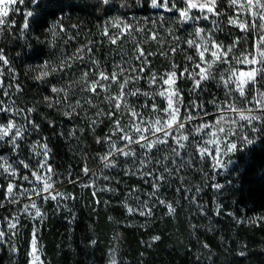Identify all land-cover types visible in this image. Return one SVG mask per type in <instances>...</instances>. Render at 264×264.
<instances>
[{"label":"rangeland","instance_id":"1","mask_svg":"<svg viewBox=\"0 0 264 264\" xmlns=\"http://www.w3.org/2000/svg\"><path fill=\"white\" fill-rule=\"evenodd\" d=\"M30 1L31 0H23V2H21V0H15L13 4L9 5L8 16L13 11L14 13L22 14L24 17L23 24L27 22L30 26L31 19L34 15L33 8L39 0H32L33 5H29ZM148 2L149 8L147 11L133 14L129 18H124L121 13L115 11L107 20L103 21L101 27L98 25L95 26L94 29L90 28L88 30L87 28L79 27L77 24L73 23V20L52 23L46 31L47 39L45 41H39L40 44H45L47 48L46 55L29 67L30 71H28L26 79L38 81L35 79V76L42 70L41 66L43 64L47 63L49 65L58 66L62 59L69 57V62L72 65L70 69L65 67L64 70H59L54 74H50L39 82L46 80L49 85L48 94H46V96L53 99L55 98V94L50 92L51 87H65L66 90H70L69 88L72 90L74 88L69 99L73 102L81 100V104H83V108H77L76 112H86L87 116L91 119L100 121L102 116H104L103 113L108 112L107 108H109V104L105 101L107 93L101 89H97L100 95L95 96L87 91H80V88L83 86L82 83H73V81L80 79L81 69L87 70L86 64L89 56H92L93 59L99 62L101 69H106L107 72L111 73L114 70L112 67L113 62H118L122 54H126V58H132V64L137 63L134 59L135 47L145 52L148 63L152 67V71L157 73L158 76L169 72L173 65L176 66L178 75L180 71L187 68L190 71L195 69V71L191 72V75L195 76L196 72L199 71L195 66L200 63V60L197 56V49L189 47L186 41L199 40L198 37H195L194 32L196 28L203 27L205 31L211 30V33L214 34L215 42L221 46L222 50L228 47L232 48V51L227 54V59L233 70L245 73L249 70L250 66L245 63H238L237 58L242 59L248 53L253 52V42L255 40L258 43V37L254 36L251 31L246 33L237 26L244 22L245 15L230 9L227 5V0H217V5L220 3L218 12H222L218 17V28L213 27L211 18L208 20L199 19L188 24H181L179 14L173 10L174 8L184 10L185 5L179 3V0H168L167 7H163L165 0H157L161 7H153L152 0H148ZM193 2L200 3L204 2V0H193ZM239 2H242V0H238V3ZM28 12H32L31 17L27 16ZM189 14L194 17L200 15L199 10L196 8L191 9ZM238 15L240 17L239 19H237ZM7 17L3 18L5 23L0 25V34L5 27ZM230 18L236 20V24L230 23ZM113 24H116V27H112ZM257 27H259V21H257ZM28 30L29 27L24 29L22 25V29L19 32L23 38L28 33ZM129 31H131V35L128 34ZM80 32L84 35H80ZM102 33H106V35H102ZM246 35L247 41L245 40ZM108 36L115 38L117 43L115 45L111 44L107 39ZM153 36H158L159 43L152 38ZM94 39L96 42H94ZM85 41H87V44ZM234 41H238L235 46H233ZM108 43L110 45H107ZM89 47L91 48L90 53L88 52ZM78 48L84 49L83 62L77 60L75 56H73V53H76ZM200 50H202V48ZM149 52L152 54L148 55ZM161 52L164 54H160ZM76 55H80V53H76ZM189 57L192 59L190 60ZM207 58L208 53H205V59ZM248 58L251 59L250 56ZM227 67L228 65L213 64L211 71L213 75L216 76V79L202 81L195 91H193L194 81L189 78L188 72L184 73L183 79H177L175 87L178 89L179 96L182 99L178 119L185 121V126L181 130V133H176V136L177 139H181L182 134V136H187L188 140L181 139V143L185 145V148H179L171 138H169V145L171 146L168 147L167 150H153L151 155L154 159L143 169V173H147L151 170L155 176L163 175L164 179L156 182L155 187L153 186V175H142L140 170H137L136 175H129L127 169L132 166L130 163L124 164L123 157L116 160L115 168H105L101 163L100 168L96 172L91 171L88 174L90 175L87 180L88 184H80L79 186L82 189L89 187L96 200L99 198L98 194L105 193L106 199H108V201L111 200L109 202H114L122 206L126 210L128 220L122 219L121 221L125 224H129V226L133 228L145 225L149 220H153L154 218H161V220L165 218L177 219L178 205L188 208L189 216L192 214L198 215L199 213L201 221L208 222L210 219L220 218L222 214V204L219 198L222 194L227 195L229 188L233 185V181L230 179V172L236 165V158L244 148L250 146L254 142L257 133L264 129V119L254 122V125L242 126L245 122L239 119V111L237 110L242 111L251 106L247 103L245 98L239 97L236 92H232L229 96L225 95L228 89L225 88L217 73H222L224 78L227 79L228 72L224 71ZM257 67H259V65H257ZM10 72H12L13 77L16 78L18 76L17 73H14L13 67L10 68ZM125 75L128 74L125 73ZM93 79L94 77L90 73L88 80L92 81ZM257 79H259V77H257ZM132 87L131 84L128 85V88ZM136 87L144 91H150L143 79L138 82ZM164 87L167 88V86ZM251 89V84L246 85L245 97L248 99H251L253 95ZM257 89L258 91H264V86L258 84ZM112 91L113 94L118 91L115 85L112 86ZM187 93L189 94L188 100L186 99ZM13 95L12 88L10 85L6 84L4 106L12 109V111L7 114L0 113V125H7L10 119L16 125H24L26 123L24 117L15 115L16 108L18 107L21 109V107L16 102ZM81 97H89L93 101V104L103 110V113L97 116V107H91L85 104ZM10 99L14 101V104L10 103ZM60 99L63 100V95H61ZM125 99L130 102L135 101L133 107H136L138 112H143L146 119L148 117V109L139 107L140 105L147 103L160 109L166 106L165 103L161 102L162 98L159 96H156L154 101L145 100L143 96H140L139 99L136 97H125ZM44 102L48 104L47 101ZM193 103L198 106L202 105L203 112L206 113V115L200 114V108H190L189 105ZM228 105H234L236 110L227 111L226 108ZM48 109H53L56 113L58 112L60 114L58 116L61 120L64 118V120L67 121L75 117L73 120L75 124L81 127H84L87 123L89 124L88 120L82 119L80 115H72L71 117L63 115L64 111L69 110L65 109L63 105L48 107ZM208 110H213V112L208 113ZM182 112H184L185 117L189 113L191 114L192 119L190 122L186 121L185 117L181 119ZM244 114L250 115L254 113L244 112ZM127 120L128 115L124 114L122 111L120 117L121 126L124 128L125 132L132 135L128 127L125 126V121ZM31 122L34 123L33 121ZM98 124L100 123L98 122ZM205 125H215L210 128L209 135H204L197 131L198 126L204 127ZM89 126L92 128L91 124H89ZM13 131H15V129H13ZM96 131L97 129L95 127V130H92L91 133L93 139L94 137H99L97 133H95ZM205 131H209V129L205 128ZM158 135L162 136L163 134L160 133ZM118 136V132L114 133L112 135V140L117 141V146L119 147L122 142L117 140ZM151 138L153 140L156 139L155 136ZM211 140H215L216 144H207L210 150V156L201 159L199 157L200 148L205 142ZM196 141H199V143H196ZM248 141H251V143H248ZM17 143L19 147L13 150L7 139L0 141V156L11 163L16 171L15 179L9 175H0V190H3L0 201L4 203V206L1 208L8 209V212H6L3 217L0 216V231L4 233V235L0 237V254L3 252L12 255L16 253L13 243L14 232L20 219L26 218L35 226L32 230L28 264H34L33 240H35V255L38 257L35 264H46L43 257L45 252L44 245L42 247L39 245L37 229L46 222L48 217L47 214L49 215L47 210L48 207L51 208V214L68 211L71 208L74 196L72 191L61 188L54 189L51 180L49 181L51 184L50 193L56 196V199H41L35 195H31V193H29V197L25 199L20 195L19 189L21 187L32 189L36 185L34 183H29V180L33 179L31 173L24 169L18 161H23L25 164H29L30 167H34L38 160L43 162L39 155V151L40 145L44 143L32 132L30 124L27 125V131L23 132V138L18 139ZM34 143L36 151H33ZM232 143L237 145L236 149L227 151L224 145H230ZM96 144L99 146L96 152L100 158L108 152V147L107 144ZM217 146H219V152H211V150ZM172 148H176L180 155H174ZM139 155L140 150L137 149V156ZM113 159H115V157H113ZM157 160H159L160 163H157ZM182 160L186 163L178 170L175 165H180ZM216 160H219L221 163L216 164ZM173 162H175V164ZM213 165H215V167H213ZM165 167H167L169 171H165ZM137 168H139V166H137ZM24 175H28L29 180H21L20 177ZM129 177H132L133 180L134 178L136 179L134 186H132V189L128 190L127 193H121L124 189H128L127 186H131L129 185L131 184V181L128 180ZM175 180H180L182 183L181 187L177 186ZM9 182L14 184L13 192L19 197L18 203L9 204L6 199L8 196L7 185ZM217 185L220 187H217ZM115 188H117V190H115ZM130 192L132 193L131 196L128 195ZM207 192L210 196L212 195L213 198V200L211 199L212 205H209L210 212H214L213 215L206 210L207 205L205 201L207 202L210 197ZM136 196H139V200L134 198ZM179 200L180 204H177L176 201ZM33 201H35V208L31 207ZM142 204H146L147 207L141 208L140 205ZM24 205L29 206L27 212L24 211ZM169 205H171L173 209L171 212L169 211ZM129 208L133 209V211L129 212ZM37 210L40 212V216L35 215ZM141 211L144 212V215L140 214ZM162 211L164 213H161ZM149 212H151L150 215L148 214ZM223 215L234 217L231 212H226ZM243 221H245V219L240 218L237 222ZM252 221L255 225H264V212L254 216ZM252 221L246 220V225L250 226ZM8 223L15 224V228L9 230ZM110 252H112V250H110Z\"/></svg>","mask_w":264,"mask_h":264},{"label":"trees","instance_id":"2","mask_svg":"<svg viewBox=\"0 0 264 264\" xmlns=\"http://www.w3.org/2000/svg\"><path fill=\"white\" fill-rule=\"evenodd\" d=\"M29 5H33L32 0ZM148 8V0H108L107 3L104 0H39L24 38L19 32L24 22L22 14L13 11L6 19L0 34V55L8 63L0 61V100L4 103L7 84L21 110L33 109L30 120L37 127L32 132L50 149L48 164L53 172L52 186L72 191L74 196L68 211L51 214L48 207L46 222L37 229L39 245H44V261L46 264H264V225H255L252 221L254 216L264 212V129L236 158L230 172L233 185L227 195L219 198L220 218L201 221L199 213L189 216L188 208L178 205L177 219L154 218L133 228L121 221L128 220L122 206L109 202L105 193L98 194L96 200L89 187L79 186L87 185L88 174L96 172L101 164L91 126L75 124V117L61 120L60 114L49 110L44 102L49 89L46 80L26 79L29 67L46 55L47 48L39 41L47 39L46 31L52 23L73 20L74 24L89 30L101 27L115 11L129 18ZM12 67L18 74L16 78L10 72ZM69 89L71 97L74 88ZM186 96L188 100L189 94ZM120 117L115 118L120 120ZM184 117L182 112L181 119ZM100 121L95 133L103 139L111 121L105 114ZM74 128L76 133L72 136L69 133ZM128 180L131 186L121 193H127L134 186L136 179L129 177ZM175 182L181 187L180 180ZM2 195L1 189L0 200ZM211 199L212 195L205 201L209 212ZM176 202L180 204V200ZM6 212L7 208L0 207V216ZM226 212L234 217L224 216ZM240 218L245 221L237 222ZM246 220L252 221L250 226L246 225ZM34 227L30 220L20 219L13 239L16 253L0 254V264H28Z\"/></svg>","mask_w":264,"mask_h":264},{"label":"snow or ice","instance_id":"3","mask_svg":"<svg viewBox=\"0 0 264 264\" xmlns=\"http://www.w3.org/2000/svg\"><path fill=\"white\" fill-rule=\"evenodd\" d=\"M15 0H0V25L5 23L4 17L8 16L9 5L13 4ZM23 2V0H21ZM105 3L108 0H104ZM168 0H165L163 7H167ZM179 3L184 4V10H180L179 8H174L173 10L179 14L180 23L188 24L195 20L205 19L208 20L211 18V22L214 28H218V17L222 14V12L216 11L217 0H204V2H193V0H179ZM227 5L230 9L234 11H238L245 15L244 22L238 24L237 26L243 29L246 33L251 31L254 36L258 37V43L254 40L253 48L254 51L248 53L244 58H237L238 63H245L249 65V70L245 72H239L237 70H233L228 59L227 54L232 51L231 47L221 49V46L215 42L214 34L211 33V30L205 31L203 27L196 28L194 35L198 37L199 40H188L186 41L189 47H194L197 49V56L200 60L199 64H196V68L199 69L196 72V75H191V71L187 68L180 71L179 75L176 71V66L173 65L169 72L161 74L158 76L157 73L152 71L151 65L148 63L147 55L140 48H135V57L134 59L137 61L136 64H132V58H126V54H122L120 56L119 61H114L112 64L113 71L111 73L107 72L106 69H101L100 64L97 60L93 59L92 56H89L86 68L87 70L81 69V75L79 80L73 81V83H82L83 86L80 88V91H87L92 95L99 96L100 93L97 89L103 90L107 95L105 96V101L109 104V110L107 113H103L102 109L95 104L89 97H81L85 104L90 105L91 107H97V116H100L102 113L107 115L109 120L111 121V126L109 132L106 136L101 139L99 137H94V141L98 144H107L108 152L101 156L99 159L105 168H115L116 160L123 157L124 164H131V168L127 169L129 175H136L137 170L142 172V175H153L154 181L153 186H156V182L164 179L163 175L155 176V174L149 170L147 173H143V169L147 167V164L150 163L154 157L151 155L153 150L156 151H165L167 150L169 145V138L179 147L185 148V145L181 143V139L188 140L187 136H182L181 139H177L176 133H181V130L185 126V121H181L178 119L179 108L182 105V99L179 96L178 89L175 87L177 79H183L184 73H189V78L193 79V91H195L202 81L208 79H216V76L213 75L211 69L213 64L219 65H228L224 71L228 72V78L225 79L222 73H217L220 76V80L223 82L224 86L228 91L225 93L226 96L231 95L232 92L238 93L239 97H243L246 99L247 103L251 106L249 108H245L242 111H239V119L244 121L245 123L242 126L246 125H254V122L264 119V91H258L257 85L264 86V0H242V2L238 3V0H227ZM153 7H161L158 4L157 0H152ZM196 8L199 10V16H191L189 13L191 9ZM28 17L32 16V12L27 13ZM239 15L237 19H239ZM257 21H259V27H257ZM230 23L236 24V20H229ZM29 27L28 23L25 22L23 24V28L27 29ZM112 27H116V24H113ZM127 27V26H125ZM55 34V33H54ZM131 35V31L128 33ZM102 35H106V33H102ZM116 35V34H114ZM171 35V33H170ZM154 40H157L159 43L158 36L152 37ZM107 39L111 42V44L115 45L117 40L112 36H108ZM245 40L247 41V35L245 36ZM87 44V41H85ZM238 43V41L233 42V46ZM135 46V42H134ZM202 48V50H200ZM174 50V49H173ZM88 52H91V48H88ZM76 53H80V55H76ZM76 53H73V56L81 62L84 61V49L78 48ZM205 53H208V58L205 59ZM152 53L149 52L148 55ZM160 54H164L161 52ZM251 57L249 59L248 57ZM69 57H65L59 62V65H49L47 63L41 66L42 70L39 71V74L35 76V79L38 81L44 80L50 74H54L59 70H64L65 67L70 69L72 67L69 62ZM191 60L192 58L189 57ZM0 61H3L5 64L8 61L5 59L3 55H0ZM259 65V67H257ZM94 77L92 81L88 80L89 74ZM127 73L128 75H125ZM259 77V79H257ZM122 78V79H121ZM143 79L147 84L150 91H144L140 88L136 87L138 82ZM132 85V88H128V85ZM252 85V98L248 99L245 97V87L246 85ZM115 85L118 91L113 94L112 86ZM164 86H167L165 88ZM232 86V87H229ZM70 87V86H69ZM127 88V91H126ZM17 91H19V86L17 85ZM50 92L55 94V98H50L49 96H45L44 100L48 102V107H54L56 105H63L65 109H69L63 112V115L71 117L72 115H80L82 119H87L89 124L92 125V130H95V126L98 124L97 121L93 120L87 116V113H77V108H83V104H81V100H76L73 102L69 99L68 92L65 87H51ZM61 95H63V100L60 99ZM140 96L145 97V100H155L156 96L161 97V102L165 103L166 106L162 109L155 107L154 105H149L144 103L139 107L148 109V117L146 119L145 114L143 112H138L136 107H133L135 101H129L125 99V97H136L139 99ZM10 103L14 104V101ZM175 104V106H174ZM190 108L196 109L200 108L201 115H206L203 112L202 105H196L195 103L189 105ZM227 111L236 110L234 105H228L226 108ZM12 109L6 108L2 100H0V113H10ZM33 109L28 108L27 110H21L18 107L16 108L15 115H19L24 117L25 124L24 125H16L11 119L9 120L7 125H0V141L8 140V143L12 146L13 150H16L19 145L17 143L18 139L23 138V132L27 131V125H31L34 130L37 125L31 122L30 113ZM128 115V120L125 121V126L128 127L129 131L132 135H129L124 131V128L121 126V121L116 119L115 117L121 115V113ZM244 112L254 113L250 115H245ZM155 117V118H154ZM192 119L191 114L186 115L185 120L190 122ZM175 125V126H174ZM212 126L205 125L204 127H197V131L203 133L204 135L210 134V128ZM205 128H208L209 131H205ZM15 129V131H13ZM254 130V127H253ZM119 133L117 140L122 142L121 146H117V141L112 140V135L114 133ZM76 129H72L70 131V135L75 136ZM162 133L163 135H158ZM63 135V133H61ZM155 136L156 139L153 140L151 137ZM199 143V141H196ZM208 143L216 144L215 140L207 141L200 148L199 157L203 159L204 157L210 156V150L207 147ZM251 143V141H248ZM224 147L227 151H232L236 149L237 145L225 144ZM137 149L140 150V155L137 156ZM219 146L213 148L211 152H219ZM33 151H36L35 143L33 145ZM50 149L47 144L40 145L39 155L42 158L43 162L40 160L37 161V164L34 167H30L29 164H25L23 161H18L20 165L23 166L24 169L28 170L31 173L32 180H29L28 175H24L20 177L21 180H29V183H34L36 186L32 189H26L21 187L19 189L20 195H22L25 199L29 197V193L31 195H35L41 199H56V196L51 195L50 189L51 184L49 181L52 177V169L48 164V156ZM172 152L174 155L179 156L180 153L176 148H172ZM115 157V159H113ZM157 163H160L157 160ZM175 164V162H173ZM186 162L181 161L180 165H175L176 168H179ZM219 160H216V164H220ZM139 166V168H137ZM215 167V165H213ZM165 171H169L167 167L164 168ZM84 171L87 173L88 169L85 167ZM0 175H9L13 179L16 178V171L13 168V165L9 163L4 157L0 156ZM217 187H220L217 185ZM14 184L9 182L7 185V193L8 196L6 199L9 204L18 203L19 197L15 192H13ZM129 196L132 195L130 192ZM154 195V193H153ZM136 200H139V196L134 197ZM3 201H0V207H3ZM28 205H24V211L27 212ZM31 207L35 208V201L32 202ZM141 208H146V204L140 205ZM169 211H173L171 205L168 206ZM129 212H132L133 209L129 208ZM141 215H144V212H140ZM149 215L151 212L148 213ZM36 216H40V212L37 210L35 213ZM9 230L15 228V224L8 223ZM4 233L0 231V237H2ZM159 239V237H156ZM35 240H33V260L34 264L38 260V257L35 255Z\"/></svg>","mask_w":264,"mask_h":264}]
</instances>
